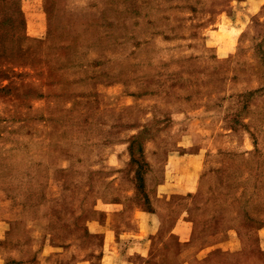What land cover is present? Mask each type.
<instances>
[{"label": "rangeland", "instance_id": "rangeland-1", "mask_svg": "<svg viewBox=\"0 0 264 264\" xmlns=\"http://www.w3.org/2000/svg\"><path fill=\"white\" fill-rule=\"evenodd\" d=\"M177 140L200 167L145 261L264 264V0H0V264L97 262L96 223L124 249Z\"/></svg>", "mask_w": 264, "mask_h": 264}, {"label": "crops", "instance_id": "crops-1", "mask_svg": "<svg viewBox=\"0 0 264 264\" xmlns=\"http://www.w3.org/2000/svg\"><path fill=\"white\" fill-rule=\"evenodd\" d=\"M202 154L203 153H200L198 149L188 150L187 147H184L182 141L179 142L178 140L176 142V145L172 149H162V153H159V155H155L163 156L162 164H160L159 168L155 167V169H153V172L155 173L157 171H162V177L159 174V180H156L154 183L156 185V199H152V202H154L156 206L153 212H148L146 210L137 211L139 216L136 221H134L136 229L134 231L122 232L123 236L131 240L130 242L128 241L126 247H124V249L120 247L117 231H103V225L96 223V231H89V233L99 236L101 239L98 250V261L94 262L92 259H90V261L80 260L76 263V259H74L66 264H150V262L145 261V259L148 258V255L151 252L150 238L148 237L156 232L150 230V220L161 219L163 221L164 218L165 220L169 218L168 216H163V196L165 194L178 192L181 193L184 191L183 188H185L186 186L181 185V182L183 183V181H185V179L187 180L189 177L192 178L193 174L194 176L197 175L195 173H198L200 167L199 157L202 156ZM108 155L109 158H115L116 160H118L119 158L118 150H115L113 153ZM123 155L125 156V153H122V156ZM184 165L186 167H184ZM191 187L193 188L194 185H192ZM167 197L169 198V196ZM175 221L176 222L174 223V228L172 229L173 233L178 237L187 240L190 237L192 231L188 230L186 221H184V215L176 217ZM161 226L163 227V224H161ZM161 226L158 224L157 228L159 227L161 229ZM78 245L80 248L81 244ZM224 246L226 245L221 243H214L213 245H210L205 249H202L201 251L206 250L209 252L215 248H224ZM68 247L70 246L67 245L63 247V249L68 250ZM73 247H76V245H74ZM123 252H126L129 255L138 253V255L142 257V262L136 263L135 260L131 258L123 260L122 258H120ZM182 263L190 264L189 261H185Z\"/></svg>", "mask_w": 264, "mask_h": 264}]
</instances>
